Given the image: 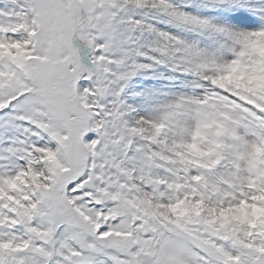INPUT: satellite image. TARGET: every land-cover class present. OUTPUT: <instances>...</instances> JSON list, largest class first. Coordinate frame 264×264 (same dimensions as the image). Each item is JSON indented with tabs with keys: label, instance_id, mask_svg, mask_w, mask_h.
I'll use <instances>...</instances> for the list:
<instances>
[{
	"label": "snow or ice",
	"instance_id": "obj_1",
	"mask_svg": "<svg viewBox=\"0 0 264 264\" xmlns=\"http://www.w3.org/2000/svg\"><path fill=\"white\" fill-rule=\"evenodd\" d=\"M0 264H264V0H0Z\"/></svg>",
	"mask_w": 264,
	"mask_h": 264
}]
</instances>
